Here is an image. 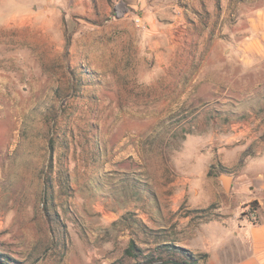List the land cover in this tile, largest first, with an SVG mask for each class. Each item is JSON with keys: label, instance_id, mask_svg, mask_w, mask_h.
I'll return each mask as SVG.
<instances>
[{"label": "rangeland", "instance_id": "1", "mask_svg": "<svg viewBox=\"0 0 264 264\" xmlns=\"http://www.w3.org/2000/svg\"><path fill=\"white\" fill-rule=\"evenodd\" d=\"M111 2L0 0L3 264H101V244L122 240L105 234L112 227L103 229L102 203L121 205L126 221L143 196L134 199L131 188L159 185L160 174L202 171L209 159L206 168L217 174L219 153L246 141L244 118L223 114L219 71H203L212 78L205 84L195 78L197 64L160 67L135 18L113 17ZM262 76L246 88L264 94V67ZM202 105L208 112L194 114ZM193 152L199 160L189 166ZM118 230L132 235L127 247L133 242L141 255L166 256L155 236L127 222ZM126 248L108 264L141 259Z\"/></svg>", "mask_w": 264, "mask_h": 264}, {"label": "crops", "instance_id": "2", "mask_svg": "<svg viewBox=\"0 0 264 264\" xmlns=\"http://www.w3.org/2000/svg\"><path fill=\"white\" fill-rule=\"evenodd\" d=\"M123 2L129 7L126 15L135 18L149 48L158 53L160 67L183 70L189 68L188 64H197L195 78L205 84L212 78L203 71H219L215 76L224 81L214 83L227 86V93L221 96L223 114L227 121L244 118L246 141L228 144L219 153L217 174L206 168L210 161L206 155L209 160L203 163L202 171L177 174L169 180L160 174L159 185L134 186L129 190L134 199L143 196L132 205L135 215L126 221L121 205L112 208L102 203L103 229L112 227V232L105 234L122 240L119 245L108 240L101 244V264L112 262V254L130 242L132 235L118 230L126 222L135 232L155 236L158 245L174 243L196 257L205 254V264H264V94L246 88L262 84L264 0ZM215 101L221 100L216 98L207 104ZM208 110L202 105L194 114H206ZM206 132L211 134L213 127L208 126ZM192 155L189 166L199 160L195 152ZM222 174L229 178L227 187ZM252 202L256 207L254 218L243 215Z\"/></svg>", "mask_w": 264, "mask_h": 264}, {"label": "trees", "instance_id": "3", "mask_svg": "<svg viewBox=\"0 0 264 264\" xmlns=\"http://www.w3.org/2000/svg\"><path fill=\"white\" fill-rule=\"evenodd\" d=\"M112 3V2H111ZM112 9H111V14L113 17H121L123 16L126 12H128L129 7L126 5L123 0H115L111 4ZM249 208L247 211L243 213V215L250 216L251 212L255 211L256 207L253 205V202L249 204ZM159 251L164 252L166 256H162L161 254L158 255H141L140 249L135 246L133 242L129 244V246L125 249V254L129 256H139L141 259L136 261L133 264H140V263H147L151 261H158V260H164V259H174L177 261H181L184 264H199L198 257L193 255V253L182 246L174 245L172 243H167V244H162L159 245L158 247ZM201 256H205V254H202ZM7 258V257H6ZM8 259V258H7ZM0 263L3 264L4 262L0 260Z\"/></svg>", "mask_w": 264, "mask_h": 264}, {"label": "water", "instance_id": "4", "mask_svg": "<svg viewBox=\"0 0 264 264\" xmlns=\"http://www.w3.org/2000/svg\"><path fill=\"white\" fill-rule=\"evenodd\" d=\"M221 179L223 181L224 186L227 187L229 178L225 175H222ZM140 264H184V263L181 261L174 260V259H164V260L151 261V262L140 263Z\"/></svg>", "mask_w": 264, "mask_h": 264}, {"label": "built area", "instance_id": "5", "mask_svg": "<svg viewBox=\"0 0 264 264\" xmlns=\"http://www.w3.org/2000/svg\"><path fill=\"white\" fill-rule=\"evenodd\" d=\"M243 130H244V123L241 125V128L239 129V132L241 131L240 134L245 135V133L243 132ZM254 216H255V213L253 211V212H251V217L254 218Z\"/></svg>", "mask_w": 264, "mask_h": 264}]
</instances>
